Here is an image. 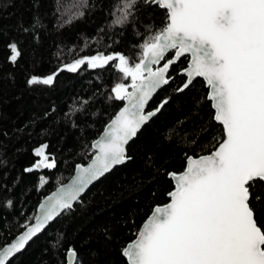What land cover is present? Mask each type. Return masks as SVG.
Masks as SVG:
<instances>
[{"label": "trees", "instance_id": "16d2710c", "mask_svg": "<svg viewBox=\"0 0 264 264\" xmlns=\"http://www.w3.org/2000/svg\"><path fill=\"white\" fill-rule=\"evenodd\" d=\"M74 3L61 0L57 12L54 0H0V250L32 222L41 200L67 182L76 165L90 161L92 143L123 106L112 89L131 80L113 67L118 61L96 69L84 64L74 72L65 65L98 53H121L138 62L149 28L154 32L165 22L164 10L141 2L123 27L112 26L117 0H88L84 15L67 22ZM36 14L43 22L38 39L37 33L23 31ZM11 43L20 51L14 63ZM187 63L182 58L171 67L170 83L149 104L153 110L168 101L128 145L131 159L99 180L8 264H67L69 248L79 264H127L122 249L153 208L168 202L169 173L182 172L188 157L211 153L223 137L204 82L197 79L177 91ZM53 74L51 84L28 83L32 76ZM44 144L56 166L38 171L33 166L41 157L34 150ZM41 176L46 179L39 189ZM259 224L264 228V216Z\"/></svg>", "mask_w": 264, "mask_h": 264}, {"label": "snow or ice", "instance_id": "6c2138e0", "mask_svg": "<svg viewBox=\"0 0 264 264\" xmlns=\"http://www.w3.org/2000/svg\"><path fill=\"white\" fill-rule=\"evenodd\" d=\"M54 2L61 12V0ZM141 2L164 10L165 22L154 32L149 28L150 35L139 45L138 62L121 53H98L65 65L74 72L84 64L96 69L118 61L113 67L124 79L130 77L131 84L117 83L112 92L128 105L93 143L92 162L77 165L72 182L52 193L40 205L35 223L0 251V264H6L61 212L70 210L90 184L131 159L126 145L168 101L146 114L145 105L169 83L170 66L186 54L190 62L182 74L187 79L177 91L202 77L224 135L210 155L188 157L183 172L169 173L176 181L175 190L168 193L171 202L155 208L122 255L127 264H264V228L259 224L264 216V0H117L112 26L123 27ZM86 7L88 0H76L67 9V22L82 17ZM41 28L42 18L36 14L23 31L37 33L38 39ZM8 47L14 63L20 51L16 43ZM161 61L162 66L153 67ZM54 78L55 74L32 76L28 83L48 85ZM47 147L34 150L42 158L34 168L56 166L54 159L49 162ZM66 255L71 264H79L74 249L69 248Z\"/></svg>", "mask_w": 264, "mask_h": 264}, {"label": "water", "instance_id": "95a60500", "mask_svg": "<svg viewBox=\"0 0 264 264\" xmlns=\"http://www.w3.org/2000/svg\"><path fill=\"white\" fill-rule=\"evenodd\" d=\"M182 58H188V63L190 62V56L188 55V54H186L184 57H181L179 60H177L176 61V63L175 64H173V65H171L170 66V68H169V71H168V75H169V72H170V69H171V67L172 66H174V65H176ZM164 63V61H161V63H160V65H154L153 67L155 68V67H159V66H162V64ZM188 63H187V66H188ZM181 76H183V77H185V82H186V79H187V77H186V75H183L182 74V71L179 73ZM130 78V77H129ZM197 79H200V80H202L203 82H204V84H205V87H206V89H207V96H208V93L210 92V88H209V86L207 85V82L202 78V77H197V78H195L193 81H192V83L189 85V87L193 84V82L195 81V80H197ZM130 80H131V78H130ZM184 82V83H185ZM169 83H170V81H169ZM168 83V84H169ZM130 84H131V82H130ZM129 84V85H130ZM168 84H166V85H162L159 89H157L153 94H152V96H151V98L149 99V101H148V103L145 105V109H144V112H145V114L147 113V112H150V111H154L155 109H153V110H148V107H149V104L151 103V101L153 100V98L158 94V92L159 91H161L163 88H165L166 86H168ZM188 87V88H189ZM187 88V89H188ZM187 89H185V90H187ZM132 89L129 87V89H128V91L130 92ZM184 90V91H185ZM178 92H180V91H178ZM183 92V91H182ZM114 95H115V93H114ZM208 100V99H207ZM121 101H123V106L119 109V111L122 109V108H124V107H126L127 105H128V101L125 99V100H121ZM208 102H210V105H211V101H209L208 100ZM160 105V104H159ZM158 105V106H159ZM162 109V108H161ZM161 109H160V111H161ZM211 109H212V111H213V120H214V122L216 123V124H218L219 126H221L222 127V130H223V125L220 123V122H218V121H216L215 119H214V116H215V109L214 108H212V106H211ZM118 111V112H119ZM160 111H158V112H156V115H154V116H152L142 127H141V129L139 130V132L153 119V118H155L159 113H160ZM117 112V113H118ZM116 113V114H117ZM116 114H115V116H116ZM115 116L112 118V119H114L115 118ZM112 119L107 123V125L104 127V129H103V131L101 132V134L99 135V137L93 142V143H95L97 140H100L102 137H103V135H104V132H105V129L107 128V126L111 123V121H112ZM139 132L137 133V135L139 134ZM223 135H224V133H223ZM137 137V136H136ZM136 137H134L132 140H130L129 141V143H128V145L136 138ZM93 143H92V145H93ZM92 145H91V147H92ZM128 145H126V151H127V147H128ZM92 151L94 152V154H95V149H93L92 148ZM212 153V152H211ZM211 153H209V154H207V155H210ZM94 154H93V156H92V158L90 159V161L87 163V164H85V165H83V166H87L88 164H90L91 162H92V159H93V157H94ZM192 158H194V157H192ZM197 158H199V157H197ZM197 158H194V159H197ZM42 159V158H41ZM40 159V160H41ZM127 162V161H126ZM125 162V163H126ZM124 163V164H125ZM124 164H121V165H116V166H114L108 173H106L104 176H102L101 178H99L98 180H96V181H94L92 184H90L86 189H85V191L83 192V193H81L80 194V196H79V198H78V200L77 201H79V199H81L85 194H86V192L92 187V186H94L99 180H101L103 177H105L106 175H108L109 173H111L115 168H117V167H120V166H122V165H124ZM187 164H188V160H186V165H185V168H184V170L187 168ZM78 165H82V164H78ZM77 166V165H76ZM76 166H75V168H74V171H73V174H72V176L70 177V179L67 181V182H65L64 184H61L60 186H58L54 191H52L51 193H49L48 195H46L42 200H41V202L39 203V205L37 206V208H36V212H35V216H34V218H33V220H32V222L31 223H29L27 226H30V225H32V224H34L35 223V217L37 216V215H39L40 214V205L41 204H44V203H46L47 202V198L50 196V195H52V193H54V192H56L57 191V189H59V188H61L62 186H64V185H68V184H70L71 182H72V180H73V178L77 175V168H76ZM45 168L44 167H39V168H37V170L38 171H41V170H44ZM183 170V171H184ZM182 171V172H183ZM181 173V172H180ZM177 174H179V173H177ZM42 178H43V180H42ZM168 178L172 181V184H173V190L172 191H174L175 190V185H176V181H175V179H173V177L172 176H170V175H168ZM45 179L46 178H44L43 176H41L40 177V184H39V189L43 186V182L45 181ZM167 198H168V202L167 203H170L171 202V200H170V197L169 196H167ZM77 201H74L73 202V207H74V205H75V203L77 202ZM166 203V204H167ZM164 205H162V206H156V207H154L153 208V210H152V212L150 213V215L147 217V219L144 221V223L148 220V218L153 214V212H154V210H155V208H157V207H163ZM73 207L70 209V210H72L73 209ZM66 211H69V210H65V211H63V212H61V214L60 215H62L64 212H66ZM59 215V216H60ZM59 216H57L54 220H52V221H50L45 227H44V229L40 232V233H38L36 236H34V237H32V239L31 240H29L28 242H27V244L24 246V248L23 249H21V251L20 252H18V253H15L12 257H10L9 258V261H6V264H8L9 262H11L14 258H16L19 254H21L24 250H25V248L36 238V237H38L39 235H41L47 228H48V226L51 224V223H53ZM144 223L141 225V227H140V229H139V231L142 229V227H143V225H144ZM26 231V226H25V228H24V230L20 233V234H18L10 243H8L7 245H5L0 251H2L3 249H5V248H7L8 246H10L11 244H13V243H15L16 241H17V239L19 238V236H21L24 232ZM139 231H138V233H139ZM138 233H137V235H136V237H135V239L133 240V241H131L130 243H132V242H134L136 239H137V237H138ZM129 244V243H128ZM127 244V245H128ZM126 245V246H127ZM124 257V256H123ZM125 258V257H124ZM125 260H126V258H125ZM126 262H127V260H126ZM67 264H71V262L69 261V259L67 258Z\"/></svg>", "mask_w": 264, "mask_h": 264}]
</instances>
